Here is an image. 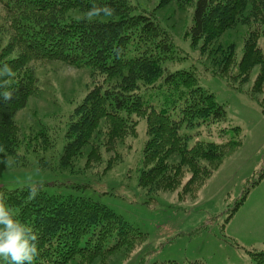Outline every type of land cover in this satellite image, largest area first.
Here are the masks:
<instances>
[{"label": "trees", "instance_id": "trees-1", "mask_svg": "<svg viewBox=\"0 0 264 264\" xmlns=\"http://www.w3.org/2000/svg\"><path fill=\"white\" fill-rule=\"evenodd\" d=\"M92 2L0 0L6 15L0 31H10L8 41L0 43V66L7 64L14 73L0 85V91L12 93L7 100L0 97V158L3 154L17 155L21 145L15 115L38 94L40 79L35 63L59 60L87 68L93 75L92 85L75 92L63 111L66 141L60 161L64 167L80 155H85L86 166H90L101 160L102 147L117 152V143L136 135L139 119L145 118L149 140L143 160L149 170L141 174L140 185L147 187L145 182L150 184L160 172L169 170L163 185L171 186L173 173L178 179L182 177V163L191 168L185 189L197 182L195 192L224 162L225 148L239 146L240 137L238 133L219 144L198 140L189 147L181 128L185 124L225 122V107L200 86L194 71L164 67L173 46L155 13L141 9L136 0H95L110 5L114 13L88 22L82 15ZM246 12L261 23L264 34V0H196L191 37L210 43ZM257 35L254 31L246 39L235 78H241L244 68L253 64L260 65V75L264 74V53ZM229 59L232 63L214 74L229 78L235 64L233 56ZM149 90L160 91L159 104L145 100L143 95ZM247 93L253 97V91ZM235 129L237 133L239 128ZM39 134L45 139L43 131ZM175 153L181 163L169 166ZM110 161L114 158L110 157L107 165ZM30 190L37 193L35 197L30 196ZM0 193L17 218L38 233L40 254L34 264H75L77 259L83 260L78 264H90L122 248L138 247L146 239V234L123 216L92 198L54 196L30 186L16 190L0 187ZM249 253L254 264H264V250ZM0 264L7 261L0 260ZM188 264L207 263L195 260Z\"/></svg>", "mask_w": 264, "mask_h": 264}, {"label": "rangeland", "instance_id": "rangeland-1", "mask_svg": "<svg viewBox=\"0 0 264 264\" xmlns=\"http://www.w3.org/2000/svg\"><path fill=\"white\" fill-rule=\"evenodd\" d=\"M136 2L141 9L155 13L170 35L173 52L164 67L194 71L200 86L225 107V122L182 126L181 134L187 136L189 147L198 140L223 143L238 133L239 146L223 149L224 162L195 192L197 182L185 189L191 168L181 163L177 153L170 157L169 166L181 163L182 177L178 179L173 173L174 185L164 186L167 170L150 184L145 182V187L139 182L144 170H149L143 160L149 135L146 119L140 118L137 134L118 142L117 152L102 147L101 160L86 166L85 155H80L66 168L60 161L66 141L63 111H67L75 92L79 94L92 85L93 75L87 68L59 60L38 62L35 68L40 88L15 115L22 142L17 155L3 154L0 158V187H40L49 195L92 198L146 234L140 246L122 248L90 264H188L195 260L254 264L249 251L264 250V74L260 75V65L253 64L244 68L241 78L234 75L252 32L258 34L264 53L262 25L246 12L210 43L203 38L194 41L190 28L196 0ZM5 17L0 3V23ZM9 33L8 29L0 31V43ZM230 56L235 64L229 78L214 74L232 63ZM247 91H253V97ZM157 94L161 95L160 91L149 90L143 96L147 102L159 104ZM235 128H239L237 133ZM42 131L45 139L39 136ZM110 157L114 161L107 165ZM82 261L77 259L75 264Z\"/></svg>", "mask_w": 264, "mask_h": 264}, {"label": "clouds", "instance_id": "clouds-1", "mask_svg": "<svg viewBox=\"0 0 264 264\" xmlns=\"http://www.w3.org/2000/svg\"><path fill=\"white\" fill-rule=\"evenodd\" d=\"M114 9L108 4H97L93 0L91 6L83 13L82 19L93 22L101 16L110 17ZM13 70L7 64L0 66V85L6 83L5 78H11ZM10 91H0V97L7 100ZM37 193L30 190V196ZM39 237L37 231L27 223L18 219L11 206L6 203L4 194L0 193V260L7 264H34L39 256Z\"/></svg>", "mask_w": 264, "mask_h": 264}]
</instances>
